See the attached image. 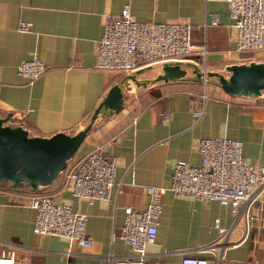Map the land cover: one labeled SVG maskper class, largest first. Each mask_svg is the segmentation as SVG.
<instances>
[{
  "label": "crops",
  "instance_id": "crops-1",
  "mask_svg": "<svg viewBox=\"0 0 264 264\" xmlns=\"http://www.w3.org/2000/svg\"><path fill=\"white\" fill-rule=\"evenodd\" d=\"M127 2L137 21L191 24L192 44L205 43L207 70L228 75V65L264 63V49L235 51L236 32L225 0H0V117L10 113L11 122L33 136L79 130L108 89L125 75L96 69L95 49L105 15L119 14ZM208 13L217 15L216 24L208 23ZM19 21L28 23L30 30L19 32ZM33 56L47 71L29 84L16 68ZM155 73L147 71L144 76ZM191 83L199 82L132 86L123 94L122 109L102 118L68 161L70 167L95 148L114 156L115 180L123 184L119 193L112 188L110 202L73 197L64 171L36 193L0 183V254L13 251L17 264H109L108 253L116 260H134L130 247L118 238L124 208L143 210L147 201L143 187H167L177 160L198 166L199 138L239 139L245 161L264 165V91L257 97L231 96L214 82L199 83L198 89ZM164 114L169 115L166 122ZM35 194L56 195L84 214L92 245L75 246L67 255L65 239L35 235L30 206ZM252 213L250 228L240 240L242 231L236 229L208 248L219 238L215 218L220 228H229V206L168 191L162 198L156 238L146 247L145 264H179L185 254L204 257L208 264H264V196Z\"/></svg>",
  "mask_w": 264,
  "mask_h": 264
},
{
  "label": "built area",
  "instance_id": "built-area-1",
  "mask_svg": "<svg viewBox=\"0 0 264 264\" xmlns=\"http://www.w3.org/2000/svg\"><path fill=\"white\" fill-rule=\"evenodd\" d=\"M225 1L236 32L235 51L253 53L264 49V0ZM207 17L208 23H217L216 14L208 13ZM17 29L19 32H28L30 25L19 21ZM192 29L191 24L177 21H137L127 2L119 14L105 15L102 34L96 43L95 68L128 74L164 62L191 61L206 71L207 49L204 42L192 44ZM46 71L47 66L36 56L23 61L16 68L17 75L29 84ZM202 98L206 99L205 92ZM201 113L202 110H198L196 117H200ZM162 118L166 122L169 115L164 114ZM196 151L200 158L198 166L177 160L173 164L167 187H143L147 197L143 210H135L131 206L124 208L118 238L130 247L135 258L116 260L112 253H108L106 258L109 264H145L146 247L156 238L162 198L168 191L193 200H215L223 206H229L230 226L228 229L220 228L219 220L215 218L214 227L219 232V238L208 248L226 239L229 231L241 229V236L237 240L246 235L253 219L252 208L264 196V165L245 161L242 142L226 136L199 138ZM66 168L65 182L71 195L78 200L110 202L112 188L115 187L117 193L122 190L123 183L115 180L116 158L101 148L89 151ZM30 206L34 209L32 231L35 235L65 239L67 255L73 253L75 246L88 248L92 245V239L86 234V216L73 210L56 195L35 194L31 196ZM258 219L263 224V218ZM217 257L219 261L223 259L222 254ZM0 264H17L15 253L2 252ZM179 264H208V261L204 257L185 254Z\"/></svg>",
  "mask_w": 264,
  "mask_h": 264
},
{
  "label": "water",
  "instance_id": "water-1",
  "mask_svg": "<svg viewBox=\"0 0 264 264\" xmlns=\"http://www.w3.org/2000/svg\"><path fill=\"white\" fill-rule=\"evenodd\" d=\"M228 75L206 70L191 61L164 62L125 74L113 84L84 125L74 133L56 132L48 137L33 136L21 124L11 122L10 113L0 117V183L13 190L36 193L50 184L78 150L86 135L104 117L123 107V94L132 86L154 82L186 80L206 84L214 82L231 96L257 97L264 91V63L231 64ZM147 71L156 72L146 78Z\"/></svg>",
  "mask_w": 264,
  "mask_h": 264
},
{
  "label": "trees",
  "instance_id": "trees-1",
  "mask_svg": "<svg viewBox=\"0 0 264 264\" xmlns=\"http://www.w3.org/2000/svg\"><path fill=\"white\" fill-rule=\"evenodd\" d=\"M192 85H194L193 87H195L196 89H198L199 87H200V84L199 83H196V84H194V83H191ZM198 87V88H197ZM72 159V158H71ZM70 159V160H71ZM69 160V161H70ZM67 169V168H66ZM64 172H65V170H64ZM6 182H2V184H5ZM1 187H4V186H1Z\"/></svg>",
  "mask_w": 264,
  "mask_h": 264
},
{
  "label": "rangeland",
  "instance_id": "rangeland-1",
  "mask_svg": "<svg viewBox=\"0 0 264 264\" xmlns=\"http://www.w3.org/2000/svg\"><path fill=\"white\" fill-rule=\"evenodd\" d=\"M206 84H207V83H206ZM206 84H205V85H206Z\"/></svg>",
  "mask_w": 264,
  "mask_h": 264
}]
</instances>
